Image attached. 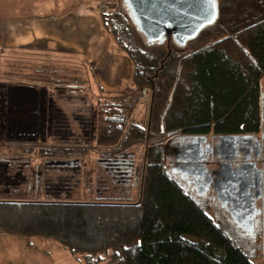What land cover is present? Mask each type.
<instances>
[{
	"label": "trees",
	"instance_id": "obj_1",
	"mask_svg": "<svg viewBox=\"0 0 264 264\" xmlns=\"http://www.w3.org/2000/svg\"><path fill=\"white\" fill-rule=\"evenodd\" d=\"M116 1L102 20L114 51L131 59L133 80L116 92L99 88L94 145L116 156L103 168L111 167L122 181L134 173V155L142 152L138 199L0 200V235L56 241L85 264H257L172 177L165 143L183 135L260 131L264 0H215L213 24L182 47L172 41L167 46L174 36L168 26L166 47L156 53L144 49L147 38L127 1ZM11 70L8 81L22 87L80 88L74 75ZM148 94L147 123H136ZM61 151L75 166L85 157L82 149Z\"/></svg>",
	"mask_w": 264,
	"mask_h": 264
},
{
	"label": "rangeland",
	"instance_id": "obj_2",
	"mask_svg": "<svg viewBox=\"0 0 264 264\" xmlns=\"http://www.w3.org/2000/svg\"><path fill=\"white\" fill-rule=\"evenodd\" d=\"M93 4L92 9L102 19V14L109 8H115L117 1L95 0ZM0 12V17H3L4 12ZM171 41L174 46H183L176 36H172L168 39V47L171 46ZM146 43L148 47L144 49L150 53L159 52L166 47L163 39L156 42L147 40ZM111 48L114 51L113 45ZM20 57L9 62V57L0 55V200L89 201L101 197L136 201L139 196V177L136 172L140 171L142 152L138 151L134 155V161L137 162L134 173L130 177L124 175L122 181L111 175L114 173L111 167L105 168V171L103 168V163L108 164L116 156H111L108 150L97 149L94 145L98 96L103 95L95 76H92L88 68L93 71L96 67L87 66L78 57H74V60L64 58L74 62V76L80 79V88L57 84L22 87L8 81L12 68L16 69L15 72L21 68L26 69L25 72H34L43 70V67L38 58L29 57V61H21ZM70 72L60 73L70 75ZM96 77L99 78L97 73ZM131 85L132 81L130 84L125 83L121 89ZM262 88L264 90V80ZM150 97L148 94L135 112L134 122L147 123ZM170 143L168 139L166 148L172 145ZM61 148L82 149L85 157H78L75 166L69 156L61 153ZM32 241L52 254H60L59 251L70 252L53 240L33 238ZM80 257L76 256L80 261L78 263L85 264ZM254 261L264 264L263 258Z\"/></svg>",
	"mask_w": 264,
	"mask_h": 264
},
{
	"label": "crops",
	"instance_id": "obj_3",
	"mask_svg": "<svg viewBox=\"0 0 264 264\" xmlns=\"http://www.w3.org/2000/svg\"><path fill=\"white\" fill-rule=\"evenodd\" d=\"M94 2L0 0V11L4 12L0 17V55L9 57V62L18 56L21 61L35 57L41 60L43 70L71 71L70 75H74V62L64 58L78 57L87 66L96 67L88 70L95 76L99 88L109 92L120 90L132 81V63L126 55L112 51L110 35L100 15L92 9ZM59 252L52 254L32 239L0 236V264L80 262L70 252Z\"/></svg>",
	"mask_w": 264,
	"mask_h": 264
},
{
	"label": "flooded vegetation",
	"instance_id": "obj_4",
	"mask_svg": "<svg viewBox=\"0 0 264 264\" xmlns=\"http://www.w3.org/2000/svg\"><path fill=\"white\" fill-rule=\"evenodd\" d=\"M170 141L166 164L172 177L249 256L264 259V93L258 133Z\"/></svg>",
	"mask_w": 264,
	"mask_h": 264
},
{
	"label": "water",
	"instance_id": "obj_5",
	"mask_svg": "<svg viewBox=\"0 0 264 264\" xmlns=\"http://www.w3.org/2000/svg\"><path fill=\"white\" fill-rule=\"evenodd\" d=\"M126 1L150 42L164 39L163 32L170 26L174 36L184 44L206 26L213 24L217 16L215 0Z\"/></svg>",
	"mask_w": 264,
	"mask_h": 264
}]
</instances>
